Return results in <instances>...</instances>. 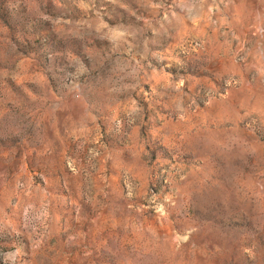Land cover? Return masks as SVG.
<instances>
[{"label": "rangeland", "instance_id": "obj_1", "mask_svg": "<svg viewBox=\"0 0 264 264\" xmlns=\"http://www.w3.org/2000/svg\"><path fill=\"white\" fill-rule=\"evenodd\" d=\"M0 264H264V0H0Z\"/></svg>", "mask_w": 264, "mask_h": 264}]
</instances>
